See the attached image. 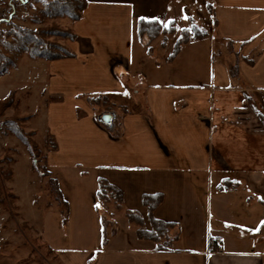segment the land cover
Here are the masks:
<instances>
[{
  "label": "crops",
  "instance_id": "1",
  "mask_svg": "<svg viewBox=\"0 0 264 264\" xmlns=\"http://www.w3.org/2000/svg\"><path fill=\"white\" fill-rule=\"evenodd\" d=\"M140 19L175 30L148 45ZM193 26L207 36L172 58ZM72 30L73 56L45 62L42 111L50 178L91 183L73 192L74 219H52L74 245L42 235L63 264H264V0H87ZM98 95L109 125L87 100ZM100 178L147 226L142 198L162 194L154 216L178 225L170 252L112 207L94 212Z\"/></svg>",
  "mask_w": 264,
  "mask_h": 264
},
{
  "label": "rangeland",
  "instance_id": "2",
  "mask_svg": "<svg viewBox=\"0 0 264 264\" xmlns=\"http://www.w3.org/2000/svg\"><path fill=\"white\" fill-rule=\"evenodd\" d=\"M79 1L0 0V16L7 19L0 21V52L6 50L8 43H13L7 33L14 29L33 33L51 54L66 49V43L73 38L72 18L79 13ZM45 62L22 55L17 60V68L0 79V101L9 92L14 93L16 101L9 109L0 108V264H63L43 236L46 233L47 237H55L60 248L72 247L76 231L62 241L65 230L60 233L61 230L53 229V222L59 220L65 226L70 215L74 219V191L82 188L88 195L91 193L89 178L70 181L58 177L53 183L41 176L46 173V149L53 145L46 135L42 113L46 103L43 102ZM102 111L111 114L107 107ZM10 119L23 128L34 148L31 156L25 146L5 130L4 122ZM38 168L42 172H38ZM95 189L98 190V186ZM96 205L100 204L95 198L94 212ZM56 209L61 211L58 216ZM66 231L64 235H71V231ZM87 237L88 244H92L95 239L92 224L88 225Z\"/></svg>",
  "mask_w": 264,
  "mask_h": 264
},
{
  "label": "trees",
  "instance_id": "3",
  "mask_svg": "<svg viewBox=\"0 0 264 264\" xmlns=\"http://www.w3.org/2000/svg\"><path fill=\"white\" fill-rule=\"evenodd\" d=\"M79 13L72 18L75 22L82 17V14L87 7V0H80ZM79 1V2H80ZM10 10L13 12L14 8L10 6ZM6 18L0 16V21H6ZM175 27L173 25L163 26L159 21L156 20H145L140 19L138 23V35L141 39L147 40L148 45L154 43L159 38H167L173 34ZM33 33L22 31L20 29H14L8 31L7 38L13 39V43H8L5 46V51L0 52V79L9 75V73L17 68V60L22 55H28L31 59H42L46 61H54L59 59L70 58L73 56L72 52L66 49H59L58 54H51L50 50L44 48L40 41H37L33 36ZM75 39L74 33H72ZM207 36V33L197 26H193L192 29L183 30L180 38L177 40L172 54V58H175L180 48L189 42L191 39H202ZM1 49V48H0ZM4 49V48H3ZM250 63H253L250 61ZM14 93H10L4 100L0 101V108L3 110L9 109L16 103ZM89 104L94 108H108L107 112H111L113 105L111 99L107 95H98L87 98ZM110 114H105L109 116ZM20 121V120H19ZM22 122V120L20 121ZM105 125H109L111 121L105 122ZM15 120H7L4 122L5 130L8 134H11L17 138L26 148L30 156L34 152V148L29 142V139L23 132V128L17 126ZM52 140L53 145L51 148L55 149L56 144L52 137H48ZM37 168V166H35ZM46 173H42L43 178H49V182L55 183L53 178L47 171V165H45ZM38 172H42L41 169H37ZM227 185H223L226 188ZM97 201L99 206L112 207L115 212L123 213L127 218L128 222L135 227L136 234L139 240H147L156 244V251L158 252H170L173 244L178 240L179 233L175 234L173 230L178 226L176 223L164 221L154 216L156 208L162 203V194H145L142 198V204L148 211V222L149 226L146 225L145 219L142 214L137 210L126 209L124 205V193L123 191L111 184L106 179L100 178L98 184V190L96 193ZM105 220V219H104ZM106 224V223H105ZM211 249H215L216 240L212 241ZM92 262H89L91 264Z\"/></svg>",
  "mask_w": 264,
  "mask_h": 264
},
{
  "label": "water",
  "instance_id": "4",
  "mask_svg": "<svg viewBox=\"0 0 264 264\" xmlns=\"http://www.w3.org/2000/svg\"><path fill=\"white\" fill-rule=\"evenodd\" d=\"M110 119H111V117H110V116H104V117H103V120H104L105 122H109V121H110Z\"/></svg>",
  "mask_w": 264,
  "mask_h": 264
}]
</instances>
